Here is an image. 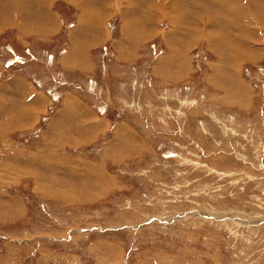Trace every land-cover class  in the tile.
I'll return each instance as SVG.
<instances>
[{"label": "rangeland", "instance_id": "374dc122", "mask_svg": "<svg viewBox=\"0 0 264 264\" xmlns=\"http://www.w3.org/2000/svg\"><path fill=\"white\" fill-rule=\"evenodd\" d=\"M0 9V264H264V0Z\"/></svg>", "mask_w": 264, "mask_h": 264}, {"label": "crops", "instance_id": "0c3cea01", "mask_svg": "<svg viewBox=\"0 0 264 264\" xmlns=\"http://www.w3.org/2000/svg\"><path fill=\"white\" fill-rule=\"evenodd\" d=\"M109 4H110L109 2H108V4H106L105 9L110 10V7L108 6ZM128 5H130V6H128ZM128 5H127L128 7L126 8V11H125L124 15L131 14V12H133L135 6H138L137 3H136V5H134L132 3L131 4H128ZM174 6H175V3H172L170 5V7H174ZM25 7L26 6L22 7L23 8L22 9V12L24 11V9H27ZM0 10H2V9H0ZM31 11H34V10L31 9ZM34 12L36 13V14H34V13L32 14V15H35L34 18L37 17L36 15L41 16L43 14H46L45 11H43V12H36V11H34ZM83 13L88 14V15H91L93 17V19H95V20L91 21L88 24L89 25V29L91 31L89 39L87 41H84L85 42L84 46H77L76 47V49L78 50V52H80L81 54L83 52L87 51V48H89L92 44H95L99 40L100 36H102V34L104 33V27H105L103 25V23H102L103 16L101 14H99L98 11H96V10H93V11L83 10ZM3 15H4V13H2V15H0V28L6 27V26H11V25H17V27L19 29H21L24 32H27L28 33L29 28L32 27V26L31 27H28V26L24 25L19 20H13L11 18V16L8 18V20L6 19L7 20L6 21L4 19V17H3ZM202 18H203V20L201 21L200 25H201V27H204L202 25V22L205 21V18L204 17H202ZM44 19L46 21H44V23L41 26H36V22H35L36 20L34 19L33 27H36L38 32L40 31V32L46 34V33L50 32L52 30V29H48L51 26L49 23H52L51 20H55V17L53 15V13H52V15L46 14V17ZM131 23H133V24H131L133 27H136L135 25H137V26L140 25L141 26V21H139L137 18H135L133 20V22H131ZM140 26H138V27H140ZM8 84L9 85L12 84V86L14 85L17 88V92L16 93L18 95H21L22 97H24L25 95H27L28 97H31V99H33L32 102L34 103V105H39V103L41 101L40 99L46 98V96H47L44 93H41V92L35 90L33 88V85L30 84V82L29 83L26 82L24 79L22 80V79H16V78H9L8 79ZM26 92H28V94H25ZM35 113H36L35 110L32 108V114L31 115L33 116Z\"/></svg>", "mask_w": 264, "mask_h": 264}, {"label": "bare ground", "instance_id": "6f19581e", "mask_svg": "<svg viewBox=\"0 0 264 264\" xmlns=\"http://www.w3.org/2000/svg\"><path fill=\"white\" fill-rule=\"evenodd\" d=\"M34 2V1H33ZM41 3V2H40ZM16 5V4H15ZM10 7V6H9ZM47 10V9H46ZM95 22V21H94ZM99 33V32H98ZM89 126V125H88ZM11 161V160H10ZM6 162V161H5ZM36 162V161H35ZM42 162H44V161H42ZM46 163V162H45ZM22 169V168H21ZM23 170V169H22ZM5 172V171H4ZM48 177V176H47Z\"/></svg>", "mask_w": 264, "mask_h": 264}]
</instances>
